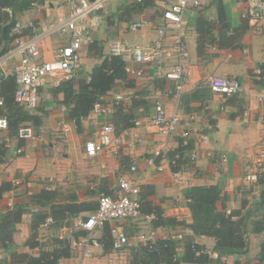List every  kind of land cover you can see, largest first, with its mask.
Wrapping results in <instances>:
<instances>
[{"label": "crops", "instance_id": "crops-1", "mask_svg": "<svg viewBox=\"0 0 264 264\" xmlns=\"http://www.w3.org/2000/svg\"><path fill=\"white\" fill-rule=\"evenodd\" d=\"M172 1L144 0L141 12L128 16L124 12L129 10L128 6L132 4L130 0H109L99 12L97 23L91 27V39L81 45L80 69L76 77H88L93 65L99 62L95 55L88 52L92 41L101 44L103 54L109 53V46L116 39L123 40L129 46H148L161 38L164 46H170L175 29L165 28L164 35L160 37L157 27L162 10ZM215 1L204 0L199 7H189L183 14L181 30L188 50V74L181 91H177L174 81L165 76L175 59L171 55L161 63V69L137 64L132 59L125 60L135 69L142 67V74L126 72L127 79L117 81L115 87L103 97V103L110 105L112 112L104 117L91 110L80 119L79 129L68 119L69 106L62 102V93H56L57 85L52 83L46 82L39 88V103L35 107L18 105L32 116L33 120H26L22 124L32 125L36 137L18 138L15 131L0 129V143L5 145L4 154L0 157V183L20 180L18 185L11 186L9 191L3 193L0 213L17 204L27 208L21 220L12 225L11 244L6 249L0 248V264H19L11 262V251L38 256L40 248L27 243L35 231L39 232L40 243L48 249L58 245L56 237L68 234L63 232L62 224H52L48 230H42L41 224L31 229L35 215L50 216L48 205L37 206L33 203L35 193L52 190L56 193L53 202L86 204L89 208L78 212L84 217L96 208L99 191H115L119 174L126 171L131 163L137 165L141 175L140 203L147 200L158 205L163 216L174 218L175 223L153 226L151 221L148 223L141 219L119 221L117 223L129 236V242L123 248L112 250L111 242H108L105 249L101 243L102 228L96 231L100 244L91 246L87 256L82 257L70 249L69 256L60 258L59 262L131 264V249L141 245L137 234L150 228L154 229L156 238L170 237L175 240L179 257L184 253L185 244L190 241L200 246L213 260L218 257V254L214 255L216 239L195 234L189 228L192 218L187 206V190L194 185H217L220 197L215 210L228 213L240 208L245 201L243 209L249 207L262 188L261 185L245 182L243 177L257 156V145L264 143V100L260 98L264 95V18L260 26L254 28L242 17L245 0H219L225 12V20L220 21ZM67 12L66 0H35L29 7L16 9L13 13L3 9L0 22L9 15V22L11 19L19 21L26 33H32V30L42 33L50 23L66 16ZM136 20L144 23L137 30H130L128 23ZM91 21L92 17L89 16L87 23ZM2 29V37H5ZM67 39V34L44 35L42 44L48 43L54 48L50 58L45 60L52 59L56 48L66 44ZM14 65V61L8 62L0 71L5 76L12 75ZM211 75L236 78L241 88L229 96L213 93L208 86ZM114 101L124 107L125 113L131 108L136 123L127 128L118 123L115 128L119 154H113L112 146H108L89 158L84 153L85 140L98 139V130L105 121L113 125L115 120L119 121L113 107ZM156 102L165 106L167 117L174 112L179 114L181 121L175 132L163 134L156 130L152 123ZM183 130L206 133L208 140L197 147L199 155L194 161L189 159L190 149L182 152L181 160H185V163L176 171L182 175L186 185L180 186L172 178L169 156H177L180 132ZM155 148L161 149V156L155 162L162 165V170L146 163ZM208 149L213 152L211 157L205 154ZM260 215L261 212H255L249 220L247 251L224 254L220 256V264H264V259L259 260L264 227L256 226ZM65 218L62 223L70 224L74 235L84 234V230L74 227V217L68 215ZM179 264L198 263L182 260Z\"/></svg>", "mask_w": 264, "mask_h": 264}, {"label": "built area", "instance_id": "built-area-1", "mask_svg": "<svg viewBox=\"0 0 264 264\" xmlns=\"http://www.w3.org/2000/svg\"><path fill=\"white\" fill-rule=\"evenodd\" d=\"M109 0H66L68 12L66 16L58 17L50 23L45 31L38 33H26L25 27L17 20L10 26L12 37L9 45L0 53V70L8 62L14 61L15 65L11 74L15 81L14 101L17 105L33 108L39 103V88L50 81L53 85L76 77L80 69V48L84 41L91 39V27L98 20V14ZM132 3H140L142 0H130ZM204 0H173L164 8L158 18L157 32L160 37L164 35L167 27H173L175 33L170 46H164L159 40L148 46L127 45L123 40L116 39L109 46V53L120 56L124 61L132 59L137 64H147L157 69H161V63L174 56L172 67L165 72V76L174 81V87L181 91L188 74L187 59L188 51L182 36L183 14L189 7H199ZM91 16L92 21L87 23V18ZM248 23L257 28L264 18V0H245V11L242 14ZM144 22L141 20L131 21L127 27L130 30H137ZM29 26L33 27L32 24ZM67 34L66 44L56 48L52 59H43L40 50V42L44 35ZM125 71L135 75L142 74V67L136 69L125 65ZM257 72L260 71L257 69ZM5 73L0 71V80ZM208 86L213 93L225 94L227 96L238 92L241 88L240 82L236 78H226L218 75L209 77ZM264 100V95L260 97ZM3 99L0 98V106ZM92 111L97 115L106 117L112 112V107L103 102L94 104ZM181 118L178 113H173L167 117L165 106L161 102L154 104L152 123L156 130L163 134H171L176 131ZM136 123V122H135ZM8 121L4 115H0V129H7ZM114 125L105 121L98 130V139L89 138L84 142V153L87 157H95L99 151L105 147L112 146V153L119 154V140L114 135ZM15 135L18 138L34 139V127L30 124H20ZM181 145L190 146V161L196 160L198 154L197 147L208 140V134L198 131L183 130L180 132ZM139 140V139H138ZM207 156H212L211 149L206 150ZM161 156V149L155 148L152 155L146 159V163L155 166L157 170H162L161 164H156V159ZM222 158L225 160V156ZM173 180L180 186H185L186 181L178 171H173ZM244 181L252 185H261L264 182V143L257 145V156L244 174ZM20 180L12 179L11 185H18ZM140 183L141 175L137 171V165L131 163L126 171L119 174L117 186L113 193L99 191L97 194L96 209L86 216H75L73 225L84 230L85 234L75 236L72 227L62 226V230L68 239L70 249L82 257L87 256L91 246L100 244L96 237V231L102 229L105 224L109 225L111 235L112 250H120L129 242L126 230L118 224L126 219L144 220L150 223L154 218L152 213L146 214L140 208ZM51 218H46L41 227L48 230L52 224ZM136 238L141 244L154 242L156 239L154 229L139 231ZM217 256L216 253H214ZM1 260V256H0Z\"/></svg>", "mask_w": 264, "mask_h": 264}, {"label": "trees", "instance_id": "trees-1", "mask_svg": "<svg viewBox=\"0 0 264 264\" xmlns=\"http://www.w3.org/2000/svg\"><path fill=\"white\" fill-rule=\"evenodd\" d=\"M35 0H0V14L3 9H8L10 12L16 9H23L29 7ZM144 5V0L140 3H132L128 7L129 10L124 12L129 15L139 13ZM217 18L225 20V12L222 3L215 1ZM10 16L5 17L3 22H0V53H2L6 46L9 45L12 37L10 36V26L8 24ZM2 28H4L5 37H2ZM9 36V37H8ZM9 38H11L9 40ZM226 44V43H225ZM102 46L98 41H92L88 46V52L95 55L99 62L93 65L88 77H73L60 82L55 87V92H61L65 104L69 106L68 119L73 122L77 129L80 128V119L87 116L93 109L97 102H103V97L111 91L117 81H125L127 73L125 71L126 62L116 55L110 53L103 54ZM201 49L200 44L198 45ZM15 81L13 75L4 76L0 80L1 98L3 103L0 115H4L8 121V128L13 132L16 128L24 123L26 120L32 118L27 114L22 107H19L14 101ZM113 107L116 108V114L119 121L115 120L114 129L118 123L124 125L123 128L134 125L131 108L125 113L124 107L117 101L113 102ZM115 114V117H116ZM122 129V128H121ZM190 146H180L177 151V156L171 154L169 156V163L172 171L179 169L185 163L181 160L182 152L189 150ZM5 145L0 143V157L4 154ZM10 182L0 183V199L6 191L11 189ZM220 197V188L217 185H194L187 190V206L190 210L192 222L189 228L195 234H203L212 236L216 239L215 253L218 254L216 259H212L200 249L194 242H187L185 244L184 253L181 257L177 255V242L172 238L159 239L156 238L154 242L141 244L136 248L131 249L133 260L131 264H179L180 261H189L195 263H214L220 264V256L224 254H239L245 253L248 248V223L254 217L255 212H261L260 218L256 222L257 227H264V182L262 188L252 201L251 205L243 209L244 204L237 209H232L227 212H217L215 204ZM33 203L37 206H49L50 216L42 214L40 217L35 215L31 223V229L36 228L37 225L42 224L46 218L52 219V224L63 226L64 218L66 216H78V212L89 208L86 204L70 203H56L53 202L56 198V193L52 190H41L33 196ZM140 208L143 213L154 215L151 220L153 226L165 225L175 223L174 218L165 217L162 214V209L147 200H141ZM96 209V208H95ZM94 209V210H95ZM27 211L24 205H14L8 208L5 212L0 213V248L6 249L12 242V225L21 220L22 215ZM92 212V211H91ZM66 219V218H65ZM67 220V219H66ZM179 223V222H178ZM51 224V225H52ZM67 225L68 224H64ZM70 226V224H69ZM103 239L102 244L107 249L108 242H111L110 228L108 224L102 227ZM37 231L33 232L27 241L28 245H35L40 248L38 256L30 253L11 251V262L19 264H61L60 258L69 256L70 247L68 239L64 237H56L58 245L54 248L48 249L43 246L38 237ZM74 234V232H73ZM85 234V232H84ZM76 236V235H75ZM32 241V242H31ZM264 259V242L261 246L259 260Z\"/></svg>", "mask_w": 264, "mask_h": 264}, {"label": "rangeland", "instance_id": "rangeland-1", "mask_svg": "<svg viewBox=\"0 0 264 264\" xmlns=\"http://www.w3.org/2000/svg\"><path fill=\"white\" fill-rule=\"evenodd\" d=\"M39 46H40V50L43 54V59L50 58L52 52L54 51V48L50 47L48 45V43L42 44V42H40ZM186 48H187V46H186ZM47 82L51 83L50 81H47Z\"/></svg>", "mask_w": 264, "mask_h": 264}, {"label": "water", "instance_id": "water-1", "mask_svg": "<svg viewBox=\"0 0 264 264\" xmlns=\"http://www.w3.org/2000/svg\"><path fill=\"white\" fill-rule=\"evenodd\" d=\"M13 22H14V19H11V21L9 22V25H11Z\"/></svg>", "mask_w": 264, "mask_h": 264}]
</instances>
